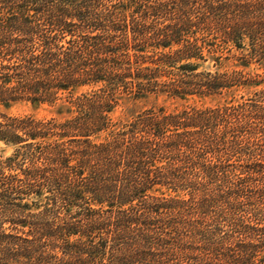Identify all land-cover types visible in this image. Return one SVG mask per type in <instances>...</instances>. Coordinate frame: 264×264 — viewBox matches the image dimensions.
Instances as JSON below:
<instances>
[{
    "label": "trees",
    "instance_id": "16d2710c",
    "mask_svg": "<svg viewBox=\"0 0 264 264\" xmlns=\"http://www.w3.org/2000/svg\"><path fill=\"white\" fill-rule=\"evenodd\" d=\"M0 141V264H264V0H0Z\"/></svg>",
    "mask_w": 264,
    "mask_h": 264
},
{
    "label": "rangeland",
    "instance_id": "374dc122",
    "mask_svg": "<svg viewBox=\"0 0 264 264\" xmlns=\"http://www.w3.org/2000/svg\"><path fill=\"white\" fill-rule=\"evenodd\" d=\"M208 64V63H207ZM205 64V65H207ZM235 62L234 60H229L226 61L225 65L222 67V69H228V68H234L236 65H234ZM255 65H252L251 68L248 70H251L254 68ZM237 68H242V67H237ZM214 69V68H213ZM85 89H82V91ZM249 89L247 88H241L238 89L234 96L235 99L237 100H242L245 97H248L250 95ZM232 97V95H221L217 97H206L204 99L195 96L192 97L188 100H165V98H160L158 100L153 98L150 99H142L138 101H121V104L118 105L112 114L115 120L119 119H127L142 110L144 107L153 105L157 103L158 105H166L170 109H174L176 107H181V106H187V105H215L217 103H223L227 99L229 100ZM55 108L51 107L49 105H42L41 107H34L31 103L27 102H22L18 103L15 106H13L10 109V112L12 114H17V115H23V114H36L39 117H50L55 115ZM12 153V148L7 147L2 141H0V157L1 156H8Z\"/></svg>",
    "mask_w": 264,
    "mask_h": 264
}]
</instances>
